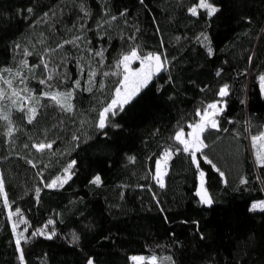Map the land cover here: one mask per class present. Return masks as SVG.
<instances>
[{"label": "trees", "instance_id": "obj_1", "mask_svg": "<svg viewBox=\"0 0 264 264\" xmlns=\"http://www.w3.org/2000/svg\"><path fill=\"white\" fill-rule=\"evenodd\" d=\"M196 2L0 0V181L9 202L0 194V264H133L138 255L264 264V212L249 211L264 201V167L251 143L264 131V0H210L219 8L211 18L189 14ZM132 48L167 63L101 130L98 113L123 79L117 62ZM68 91L71 112L43 95ZM217 101L219 130L203 133V153L224 176L197 154L207 206L196 195V166L172 138ZM40 143L52 147L37 151ZM165 149L173 155L161 188L153 177ZM71 161V179L46 187ZM97 175L99 185L91 183ZM21 218L23 262L13 231ZM38 229L45 234L33 235Z\"/></svg>", "mask_w": 264, "mask_h": 264}, {"label": "snow or ice", "instance_id": "obj_2", "mask_svg": "<svg viewBox=\"0 0 264 264\" xmlns=\"http://www.w3.org/2000/svg\"><path fill=\"white\" fill-rule=\"evenodd\" d=\"M31 12V9H28ZM219 11V8L215 6L210 0H197L195 4L188 8V12L191 16L197 17L201 15L203 12L207 17L211 18ZM115 19V17H113ZM203 36V33L201 34ZM204 40L207 41L208 37L203 36ZM78 39V38H77ZM199 39V37L197 38ZM65 43H75V41H66ZM63 47V45H61ZM209 55L212 53V49L208 48ZM26 55H30L31 53H25ZM96 55L103 56L102 52H97ZM133 61H139L140 67L138 69L130 68V64ZM43 62V61H42ZM167 63V58L165 57L163 60L160 54L148 53L144 56H141L136 48H132L128 54L123 55L122 59L117 62V67L123 65L124 74L123 79L119 81L118 86L115 88L114 96L111 99L110 103L107 106L103 107L101 111L98 113V122L97 127L99 129H104L110 124V117H114L118 114V112H122L124 110L125 105L130 104L133 99L139 94L141 89L146 87L152 77L158 73L161 69L165 67ZM47 67V64L44 65ZM22 67H27V61H22ZM31 70V69H30ZM3 71L10 72V69H4ZM116 73H113L115 75ZM19 75V72L16 73ZM105 75H108L105 73ZM219 75V72L217 73ZM90 79L88 83L91 85L93 83L92 77L95 76V72L89 73ZM2 79V77H0ZM49 80L52 79L51 76L48 77ZM260 86L261 90L264 91V75L260 76ZM10 84V81H5ZM42 84L45 83L44 80L41 81ZM75 87H80L79 80L75 81ZM100 87H103L101 85ZM27 90V89H25ZM91 91V87L88 89ZM16 95V93H13ZM44 96L49 97L56 105H59L62 110L66 112H71L73 110V106L71 103V98L73 93L71 91L68 92H45ZM218 95L220 97H225L228 95V85H224L219 89ZM3 96V93L0 92V97ZM38 103V100H37ZM219 101L207 104L203 110H197L196 116L199 117V120L195 123L189 124L188 127L191 129L190 132L187 133V137L185 138V132L183 129L177 131L172 139L176 141L179 145H182V148H177L175 151L183 153H187L190 156L191 163L196 166L198 170V175L200 178V186L197 190L196 195L200 198V203L203 205L211 206L213 204V199L209 195L206 187H205V173L200 170V161L197 158V154L200 153L203 156L204 162L211 165L213 169L219 172L220 176L223 177L224 173L220 171L216 165L204 155L203 150L208 147V145L204 142L203 133L209 129L219 130V123L215 118L217 115L222 113L223 109L218 107ZM23 109H21L22 111ZM32 113L29 116V123L35 118L36 108L33 107L29 109ZM3 119L8 120V116H4ZM113 127H119V125H112ZM11 134V129L9 130V135ZM74 139H78L74 137ZM252 147L255 149V157L257 163L264 167V131L259 132L256 135L251 136ZM37 151H43L45 148H51V144L40 143L38 145H34ZM173 155L172 150L165 149L160 159L156 161V175L153 177L160 185L161 188L164 187L163 178L166 175V165L168 161L171 159ZM130 160L134 158H129ZM75 161H71L67 167L64 169V172L67 174L66 176L56 177V179L52 180L51 183L47 184L46 187H63V184L67 182L68 179H71V169L75 165ZM91 183L99 185L101 183V178L99 175L95 176ZM241 183H246L245 180H241ZM39 190H37V193ZM0 194L4 196V207L9 206L7 195L3 190V182L0 181ZM262 211L264 212V201L253 203L249 209V211ZM15 214H19V209L16 210ZM13 213H9V219H11ZM27 223L22 218L13 224V231H16L18 224ZM53 221L49 220L48 224H52ZM47 228V225L44 226ZM27 231V228H25ZM44 235L43 229H38L33 235ZM55 235V231H53L47 238L51 239L52 236ZM24 239L23 232L19 233L16 238L17 250L20 252V260L23 262V249L20 247L21 241ZM131 260L133 264H156L157 258L155 256L152 257H144V256H132ZM87 264H93L92 259H89Z\"/></svg>", "mask_w": 264, "mask_h": 264}, {"label": "rangeland", "instance_id": "obj_3", "mask_svg": "<svg viewBox=\"0 0 264 264\" xmlns=\"http://www.w3.org/2000/svg\"><path fill=\"white\" fill-rule=\"evenodd\" d=\"M142 56V55H141ZM161 58H162V60H163V57L161 56ZM136 62H138L137 63V65L135 66L134 64L136 63ZM140 67V63H139V61H133V62H131V64H130V68H132V69H138ZM162 70V69H161ZM160 70V71H161ZM159 71V72H160ZM157 74V73H156ZM150 82V81H149ZM263 92V94H264V91H262ZM218 107H221L222 108V105L219 103V105H218ZM216 119H217V116L215 117ZM190 131H191V129H190ZM189 131V132H190ZM185 138H188L187 137V133H185ZM165 171H166V168H165ZM165 177V176H164ZM163 181H164V178H163ZM199 186H200V178H199V185H198V188H199ZM205 187H206V189H207V186H206V180H205ZM207 191H208V189H207ZM209 193V192H208ZM15 222H13V224H14ZM15 234H16V238H17V236H18V234H19V231L17 230V228H16V231H15ZM138 256H141V255H138ZM146 258H148V257H146ZM157 258V257H156ZM156 264H169V260L166 258V259H163V260H161V259H159V258H157V262H156Z\"/></svg>", "mask_w": 264, "mask_h": 264}]
</instances>
